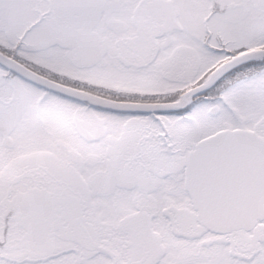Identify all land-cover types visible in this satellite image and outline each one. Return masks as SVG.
<instances>
[{
	"label": "snow or ice",
	"instance_id": "obj_1",
	"mask_svg": "<svg viewBox=\"0 0 264 264\" xmlns=\"http://www.w3.org/2000/svg\"><path fill=\"white\" fill-rule=\"evenodd\" d=\"M0 264H264V0H0Z\"/></svg>",
	"mask_w": 264,
	"mask_h": 264
}]
</instances>
